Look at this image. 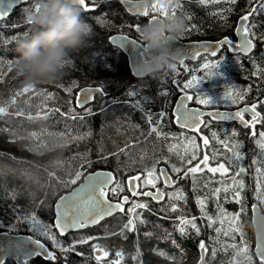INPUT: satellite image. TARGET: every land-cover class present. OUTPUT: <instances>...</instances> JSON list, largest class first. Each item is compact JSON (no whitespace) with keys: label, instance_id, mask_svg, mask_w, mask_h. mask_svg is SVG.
<instances>
[{"label":"snow or ice","instance_id":"snow-or-ice-1","mask_svg":"<svg viewBox=\"0 0 264 264\" xmlns=\"http://www.w3.org/2000/svg\"><path fill=\"white\" fill-rule=\"evenodd\" d=\"M76 2L81 6L83 14L91 16L98 24L102 26L111 25L121 30L125 27L134 28L136 33L147 22L177 16V9L183 7L180 0H167V3H163L161 0H153L151 9H141L136 0H119L121 4L128 5L129 11L136 13V18L131 22L114 25L112 21L106 19L108 13L100 15L95 12L99 8V0H89L88 3H86V0H76ZM198 2L203 5H218L221 3L229 5V7L221 8L219 12L211 13L212 15H218L226 23L227 15L225 13L230 14L233 11V6L236 5L237 0H198ZM21 5H24L20 8L23 24L9 23L8 17ZM39 6V0H31V2L30 0H0V29H17L25 25L30 26L28 30L22 33V36L12 35L6 38V44L19 40L29 33L32 27L31 16L38 12ZM111 15L119 17V13L116 12L111 13ZM258 16H264V0H247L246 6L238 16V22L234 26L231 36L223 35L214 41H202L192 45L190 57L177 58L172 56L173 61L178 59L179 64L184 65L185 68L187 67L185 65L186 59H203V63L200 64L203 75L192 74L190 79H185L182 87H180V81L176 80L175 77L171 81L177 87H180V91L183 93L175 104V123L181 129H188L195 134H199L201 133V126L207 127L210 122L206 118L217 122H238L248 142L255 145V149H250L249 153L244 152V141L238 138L241 132L236 128H233L230 132L225 130L224 139H221L216 132L211 133V139L222 145L226 150L223 161L219 159L221 153L217 150H213L211 154L206 151L210 145V138L207 135L186 137L183 133L178 136L176 133L171 132L168 128L169 122L165 121L168 109L167 103L162 106L163 110L153 112L148 107L153 103L152 97L141 94V89L146 86V82L129 86L125 79L118 77L117 79L101 80L98 86L83 87L75 80L70 81L68 86L59 84L57 87L62 88L64 92L72 97V99L66 101L68 104L67 111H61L60 107H49L48 101L56 98L55 93L37 92L34 84L26 83L17 91L11 97V104H15L16 97L23 96L25 93L31 92L33 95L43 96L35 116L31 113L27 114L29 120H46L50 115L58 113L66 119L82 121L85 116L93 114V106L98 107L101 112H105L106 106L123 103L132 110L141 113V119L145 121L148 129L146 132L141 133L143 140L137 138L134 144L125 142L123 147H117L116 150L110 152H106L103 146H100L97 149L96 160L91 159L92 152L89 149L84 153L77 152L75 156L70 158V160H79L75 167L68 163L65 170L63 166L67 162L60 157L52 160L50 166L44 167L48 179L44 183L39 180L36 183L41 188L51 189V196L54 199L45 204L49 197V193L45 191L41 199H36L33 194L32 204L28 208H22L16 203L11 204V219L7 221L0 220V230L5 227L8 229L2 233L3 239L0 240V264H6L10 257L15 259L16 264H30L33 257H43L48 264L57 261H59V264H73L70 260L71 254L75 253L78 257L85 256L84 252L77 251L78 245H89L90 256L94 257L97 264H104L105 258L110 255V250L98 241L112 236H119L121 239L127 240L129 234H136V239L133 241L135 251L131 254V259L142 264V261H140L142 253L139 244V229L140 226L149 223V220L145 217L146 212L149 215L157 216L160 221L172 220L173 232H168L165 229L163 239L170 242L173 248L178 249L181 257H183L185 250L173 233L178 232L182 238L192 235L201 237L202 228L199 222H203L205 227L213 230L216 235H208L198 239L197 264H211V261L216 259L218 252L228 253L229 250H231V258L227 264H264V130L257 131V125L264 127V100L245 104L235 111H205L198 107L188 106V102L193 100L196 104L204 106L219 104L207 94L197 91V89L202 79L219 75L216 70L223 59L221 53H233L238 64L241 53H243L256 66V58L250 54L254 53L258 44L264 46V22H255ZM183 18L186 21L190 20L191 16L183 15ZM192 30L199 31V28L195 24L190 27L185 26V32ZM2 36L3 33L0 32V37ZM109 39L111 44H118L121 47L130 46L135 49L140 59L149 54L148 49L138 36L109 34ZM111 54L115 55L114 52ZM102 55L106 54L97 52L91 60L86 61L89 65L88 71L103 72L105 74L114 73L110 68L115 66L107 59L101 60ZM261 55L264 56V48H262ZM16 63L17 61H9V66L11 67L12 64ZM176 67V63H172L168 69L175 73ZM261 73H264V69L257 67V70L252 72L251 75L258 76ZM134 75L137 77L142 76L139 70ZM166 76L167 73H164L163 77ZM163 77L157 76L156 78L162 79ZM121 87L125 88L124 100L109 91L110 88L120 89ZM163 87H166V85L162 84ZM73 89H77L75 95H73ZM190 89L195 90L191 95L188 92ZM251 91V85L246 89L239 90L235 88V85L226 86V90L220 98V103L238 104L244 101L245 96ZM158 95L167 98L170 92L161 90ZM109 96H111L110 100L107 99ZM25 103H28V101H25ZM77 109L83 111L84 115H80ZM246 114L248 118H246ZM0 115L25 117L26 114L23 110L12 113L9 112L8 106H0ZM125 119L130 121L131 117L128 116ZM117 123L119 124L121 121L118 120ZM134 127L138 128L139 125ZM165 128H168V131H165ZM44 134L46 133L35 131L29 133V137L35 142L33 146L28 148L29 151L42 154V149L47 147L46 143L41 140V136ZM47 134L57 136L63 141L54 147L64 148L72 142L85 139L91 135V132L75 136L70 132ZM153 134L157 140L162 139L166 142L181 141L179 144L169 143L168 146V152H174L179 163H170L169 157H156L154 154L151 166L143 165V157H141V166L139 168L134 167L137 162L132 156V148L137 144L147 143L148 138ZM197 138L202 141L204 151L197 144ZM13 142H15V135ZM121 155L126 156L128 159L121 162ZM246 156L248 157L247 166H245ZM110 158L116 160L114 168H94V165L107 164ZM162 161L164 166L158 167ZM210 161H214L215 166ZM25 162L27 163V161ZM50 168L51 170H49ZM57 169L65 171V175H59ZM217 173L220 175L219 180H216ZM249 173L253 174L251 196L256 201L251 203V210L253 213H257L259 209V212L252 217V223L256 227L254 244L247 239L243 226V217L247 213V202L249 201V185L246 184L245 177ZM208 174L211 175L205 180L203 177ZM182 181H190L191 183V192L199 209V216L189 215L184 211L189 197L187 189L181 184ZM213 184L219 186H211ZM0 188L4 190L5 199L11 201L17 199L16 189L9 191L6 185H0ZM61 189L64 191L62 192ZM202 189H207V191L202 193ZM222 200L223 202L239 205V210L228 213L222 206ZM153 202L157 205L155 209L151 207ZM210 202L216 205L214 211H209L208 205ZM38 212L50 213L52 222L45 223ZM170 213L178 214L173 218L169 215ZM109 217L124 220L118 231L109 232L105 226L103 236L87 234L77 237L73 235L67 243L61 239L75 231L100 226L101 222ZM226 222L227 228L224 227ZM153 223L155 227H160L159 224ZM21 224L28 226L30 235H16ZM143 236L146 240L151 239L153 233L145 231ZM222 237L227 239H222ZM206 240L211 243H206ZM49 241L51 242L50 245H48ZM57 249L59 252L56 251ZM152 251L168 260H176L174 254L170 255L164 250L153 249ZM209 252L210 258H208ZM114 255L115 259L108 261V264H122L125 255L123 249L115 251Z\"/></svg>","mask_w":264,"mask_h":264},{"label":"trees","instance_id":"trees-1","mask_svg":"<svg viewBox=\"0 0 264 264\" xmlns=\"http://www.w3.org/2000/svg\"><path fill=\"white\" fill-rule=\"evenodd\" d=\"M87 3L89 0H86ZM167 1V0H166ZM31 2V0H30ZM180 3L183 5L182 9H177V16L188 15L191 16L190 20L185 21V25L191 26L192 24L197 25L199 31L192 30L190 32H185L179 38V40L184 42L189 41H203V40H215L216 38H221L223 35H232L233 28L238 22V16L241 14V10L246 6L247 0H237L235 6H233V11L227 15V22L225 23L220 19L218 15H212L211 13L219 12L221 8L229 7L226 3L221 4H208L203 5L198 2V0H180ZM24 7V6H22ZM20 7V8H22ZM20 8H18L12 16L8 17L9 23H21L23 24V20H21ZM99 11L97 14L104 15L108 13L106 16L107 20L112 21L114 25H120L121 23L131 22L133 18H130L123 10L120 5L119 0H99V8L96 9ZM119 13V17H114L111 13ZM83 13V10H82ZM183 14V15H182ZM83 15V14H82ZM251 19V18H250ZM86 22L92 28V38L90 42V46L86 49L80 51L79 53H75L72 56L73 65L66 70L65 75L58 81L54 83H42V84H34V88L37 92H52L55 93V99L49 100V107H60L61 111H67L68 104L67 100L72 99L68 93L64 92L62 88L57 87L59 84H64L68 86L70 81L75 80L77 83L83 87L85 86H98L99 81L101 80H111L122 78L125 79L129 86L137 85L138 83L144 81L135 80L127 68H119L120 64L115 66V60L111 58H107L106 55H102L100 57L101 60L107 59L110 63H112L115 67L110 68L114 73L105 74L103 72H89V65L86 63L87 60H91L93 55L97 52L104 53V47L108 44L109 34L122 33L132 36H137L134 28L129 29L127 27L122 30L118 27H113L111 25H101L98 24L91 16L88 17ZM255 22H264V16H258ZM30 26L25 25L22 28L17 29H0V32L3 33V36L0 37V106H8L9 112L14 113L17 110H23L25 112V117H16L14 115H0V185H6L8 190L12 189L17 190V199L15 201H11L5 199V193L3 188H0V220H9L12 217L11 212V204L16 203L22 208H28L29 205L32 204L33 194L36 199H41L44 196V192L47 191L49 193L47 202L54 199L51 196V189L41 188L36 181L39 180L41 183L47 181V173L44 171V167L50 166L52 160L57 157L62 158L65 163L63 166L66 170L68 167V163L75 167L79 160H70L71 157L75 156L77 152L84 153L87 150H91L92 155L91 159L96 160L97 149L100 146H103L106 152H110V147L106 144L109 137H106L110 132L114 130L113 125H104L97 124L94 125L92 123V117L94 115H87L84 119L72 121L70 119H66L62 117L58 113L55 115H50L48 119H27V114L31 113L35 116L37 111V107L41 105V101L43 100V96H36L30 93H25L23 96L16 97L15 104H11V97L19 91L27 82L25 78L18 72L16 68V64H12L9 66V61H17L19 59V53L17 51L18 41H11L9 43H5V39L12 35H20L26 30H28ZM102 46V47H101ZM261 44L257 45L256 50L253 53V56L256 58V66L248 59L241 56L240 62L238 64L235 56H228L224 59L223 64L220 65L221 70H216L219 75H214L212 77L205 78L203 84L201 82L199 84L200 92L208 86L210 88L209 95L213 97H218L220 93H223L226 90V86L235 85L236 89H246L249 85L252 86V91L245 96L244 101L239 102L238 104H230L231 106L225 107L228 104L224 105H198L192 101V104L201 108H217V109H231L237 106L250 104L252 102H256L257 100H261L264 97V73H261L258 76L251 75L252 72L257 70V67L260 69H264V56L261 55L262 52ZM114 58V56H113ZM203 63V59H201L200 64ZM200 65H192L189 64L188 73L187 71L182 70V68L177 65L175 73L171 72L170 69H166L163 73L155 74L151 76L148 80H152L151 92L153 94L158 95L161 90L169 91L170 95L167 98L162 97V100L171 102L172 101V86L170 82L173 77L180 81V87L183 86V82L185 79H190L191 75L195 72H200L203 75V71H200ZM195 70V71H193ZM167 73L166 77H163V74ZM162 76L164 79V84L166 87L162 88V85L159 84V80L156 77ZM169 82V85L167 84ZM167 86L169 89H167ZM180 87L178 89V96L183 95L180 91ZM259 88V90H257ZM147 88L143 87L141 89V94L144 95ZM109 91L116 96H119L121 100H124L125 97L123 95L125 88L121 87L120 89L110 88ZM194 89L188 90L189 94L194 93ZM77 93V89H73V95ZM152 94V95H153ZM107 99H111L109 96ZM28 101V103H25ZM74 106V105H73ZM172 107V106H171ZM106 111L103 115H106L108 111L112 108H116L120 113L125 116H130L132 119H136L134 110H132L128 105L123 103L117 105H108L106 107ZM77 112L80 115H84L83 111ZM169 128V125H168ZM168 128H165V131H168ZM236 128L241 132V135L238 137L240 140L244 141V152L249 153L250 149H255L254 144H250L247 138H244L242 129L236 125H218L209 122L207 127H204L201 131V135H207L210 138V145L206 151L210 154L213 150H217L221 155L219 159L221 161L224 160V154H226V150L222 145L216 143L215 140L211 139V133L216 132L221 139L225 138V130L229 132ZM45 132L46 134L41 136V140L46 143L47 147L42 149V154H37L36 152L29 151L28 148L34 145V141L29 137L30 132ZM91 132V135L86 137L83 140L75 141L68 144L67 147L59 148L54 147L57 144L62 143L63 141L54 135H48L47 133H61V132H70L73 136L78 134H84L87 132ZM178 133H183L184 136L190 137L192 135L187 134L182 131H178ZM15 142H13L14 135ZM22 137V138H21ZM106 138V139H105ZM159 141L160 147L164 151H168L169 143L179 144L181 141ZM197 144L201 146V150L204 151L202 141L197 138ZM160 149V150H162ZM175 163H179L175 153H169ZM15 157V159H13ZM27 161V163L25 162ZM248 157L246 156L245 166H247ZM114 158H110L107 164L94 165V168H105L112 169L115 164ZM172 163V162H170ZM210 163L215 164L214 161H210ZM161 163L158 167L163 166ZM51 170V168L49 169ZM91 170V169H89ZM58 174L61 176L65 175V171L57 169ZM210 174L205 175L203 178L207 180ZM66 178V177H65ZM220 176L216 175V180H219ZM250 179L252 181H250ZM28 181V182H27ZM246 184L249 185V201L247 202V213L243 217V226L244 231L246 233V237L250 243L254 244V233L251 225V203H255L254 197H250L252 193V185H253V174L249 173L248 176L245 177ZM230 183V181H228ZM182 186L187 189L188 194V204L184 209L185 213L189 215H197L199 216V209L195 204L194 198L191 192V183L190 181H182ZM31 185V186H30ZM28 188L29 191H25ZM211 186H219L218 184H213ZM63 192L64 190L61 189ZM207 191V189H202V193ZM223 195V194H222ZM222 206L228 211V213H232L234 211L239 210V205H235L231 202H223L221 201ZM151 207L155 209L157 205L153 202ZM216 205L214 203H209L208 208L209 211H214ZM178 213H170L169 215L173 218ZM38 215L45 223H51L50 213L46 214V212H38ZM48 216L47 220H44V217ZM145 217L149 220V223L145 226H140L139 232V244L142 256L140 257V261L142 264H197L198 261V249H197V241L200 238L205 236H215L216 233L207 229L203 222H199L202 228L201 237H196L194 235L186 238L180 237L178 232H174L173 235L177 239V241L181 244V247L185 250L183 257L178 249H175L171 246L170 242H166L163 239L164 230L167 229L168 232H173V224L172 220H158L157 216L149 215L147 212L145 213ZM112 220H116L113 218ZM121 223L124 220H117ZM110 220L104 222L102 225H106ZM160 225V227H155L154 223ZM101 225V226H102ZM218 226V225H217ZM227 222L224 227L227 228ZM7 227L0 230L1 232L7 231ZM99 229L96 228L93 232H97ZM114 230V231H118ZM151 231L153 233V237L151 239H145L143 236V232ZM111 232V231H110ZM91 232H81L77 234H70L64 238H61L65 243L69 242L72 239V236H84ZM16 234H27L31 233L28 231V226L26 224H21L16 232ZM105 234V233H104ZM100 234V235H104ZM99 235V234H97ZM42 239V238H41ZM136 239V234H129L127 240L121 239L119 236H112L107 239H101L98 241L102 246H105L110 250L109 257L105 258L104 264H108V261L115 259V251L123 249L125 255L122 260V264H140L139 261H132L131 254L134 253L135 249L133 247V241ZM222 239H227L223 238ZM43 240V239H42ZM51 242H48L50 245ZM92 243V242H90ZM206 243L210 244V241L206 240ZM153 249L164 250L167 253L174 254L176 256V260H168L165 257L158 256ZM50 250H52L50 248ZM59 252V250H56ZM77 251H82L85 253L84 257H78L75 253L70 255V260L73 264H97L94 257L90 256L91 250L89 245H78ZM208 258H210V252L208 254ZM231 258V250L228 253L218 252L215 260L211 261V264H227L229 259ZM6 264H16L15 261L9 260ZM30 264H48V262L44 261L42 258H37L32 261ZM52 264H59V261L52 262Z\"/></svg>","mask_w":264,"mask_h":264},{"label":"clouds","instance_id":"clouds-1","mask_svg":"<svg viewBox=\"0 0 264 264\" xmlns=\"http://www.w3.org/2000/svg\"><path fill=\"white\" fill-rule=\"evenodd\" d=\"M141 9H151L153 0H136ZM39 10L31 16L29 33L18 41V72L30 84L58 82L73 65L72 56L90 46L91 26L83 19L76 0H39ZM182 16L143 24L137 36L148 49L138 63L139 73L155 75L168 69L173 59L165 44L184 33Z\"/></svg>","mask_w":264,"mask_h":264},{"label":"rangeland","instance_id":"rangeland-1","mask_svg":"<svg viewBox=\"0 0 264 264\" xmlns=\"http://www.w3.org/2000/svg\"><path fill=\"white\" fill-rule=\"evenodd\" d=\"M161 2L167 3L166 0H161ZM95 12L98 13L99 11L95 10ZM82 17L86 21V20H88L89 15H84L83 14ZM130 36H132V34H130ZM102 52H104L106 54L107 58H111V59L115 60V66L117 64H120L119 68H121V69L127 68L128 69L127 59L125 58V55L122 52H120V51H118L116 49H113L109 44H107L104 47V51H102ZM112 52H114L115 55H112L111 54ZM113 56H114V58H113ZM224 59L225 58H223L221 60L220 65L223 64ZM125 65H126V67H125ZM220 65H219L217 70H221L220 69ZM128 71H129V69H128ZM202 81H205V79H202ZM144 82H146V86L145 87L147 88L145 90L147 92H145L144 95L152 97L153 103H151L148 107L153 112H158L160 110H163L162 106L165 103H167V104L172 103V101L171 102H166L164 100L161 101L159 95L153 94L151 92V86L153 84L152 80H148V81H144ZM200 90H198V91L200 92ZM200 93L207 94L213 100L217 101L219 104H216V105L228 104L225 107L231 106L230 102H221L220 103V98L222 97L223 93H220L218 95V97H213V96L209 95L210 88L208 86H206V88L203 89ZM169 106H171V104L168 105L167 116L165 117V121H167V122H169V120H170V118H169ZM135 112L136 113H134V115H135L136 119H132L131 118L130 121H129V120L125 119L127 116H125L122 113H120L116 108H112L110 111H108L106 113V115H103L104 112H101L98 107L93 106V115H94V117H92V123L94 122V125H97L99 123V124H104L106 126L108 124V125H113V127H114V130L112 132H110L106 136V137H109V138L108 139L105 138L107 140L105 142H107L106 144L110 147L111 151L116 150L117 147H123L125 142H128L130 144H134V141L137 138L143 140V136L141 135V133L146 132L147 129H148V126L145 123V121H143L141 119V113L138 112V111H135ZM118 120L121 121V123L118 124L117 123ZM135 125H139V127L138 128L134 127ZM169 128H170L171 132L176 133L179 136L180 133H178V130H176L174 128V126H172V124L170 122H169ZM155 139H156V137L153 134V136L148 138L147 143L137 144V145H135L132 148V156L137 162L134 167L139 168L141 166V157H143V160H142V164L143 165L151 166L154 154H155L156 157H160V156L169 157V161L172 162V163H175L173 158H172V156L169 154V152L168 151H164L160 147V145L158 144L159 141H156ZM160 149H162V150H160ZM127 159L128 158L126 156H123V155H121V157H120V161L121 162H124ZM161 163H163V161ZM113 164L116 165V160H115V162ZM216 175H219V173H217ZM250 181H252V180L250 179ZM30 186H28L25 189V191H29L28 188H30ZM250 197H252V196H250ZM48 203L49 202H47V204ZM46 214H48V212H46ZM47 218H48V216L44 217V220H47ZM121 224L122 223L117 221V220H111L106 225L100 226L98 228L99 230L97 232H92V233H89V234H94V235L99 234L98 236H103V235H100V234H104L105 233V226L107 227V230L110 232V231H114V230L119 229Z\"/></svg>","mask_w":264,"mask_h":264},{"label":"water","instance_id":"water-1","mask_svg":"<svg viewBox=\"0 0 264 264\" xmlns=\"http://www.w3.org/2000/svg\"><path fill=\"white\" fill-rule=\"evenodd\" d=\"M87 3V2H86ZM120 5H121V7L123 8V10H124V12L127 14V15H129V16H131V17H136V13L135 12H133V11H129V7H128V5L127 4H121L120 3ZM22 6H24V5H21L20 7H22ZM19 7V8H20ZM18 9V8H17ZM16 9V10H17ZM15 10V11H16ZM14 11V12H15ZM13 12V13H14ZM12 13V14H13ZM11 14V15H12ZM10 15V16H11ZM9 16V17H10ZM113 35H127V34H122V33H115V34H113ZM238 39V38H237ZM203 41H214V40H203ZM198 42H202V41H189V42H184V41H181V40H176V41H172V42H170V43H166L165 44V50L167 51V53L170 55V56H176L177 58H186V57H190L191 56V54H192V45H194V44H196V43H198ZM109 44L112 46V47H114V48H117V49H119L125 56H126V59H127V64H128V69H129V72H130V74H131V76L134 78V79H146L147 77H149L150 75H144V76H141V77H137V76H135L134 75V73H137L138 72V63H139V61H140V57L137 55V53H136V50L135 49H133V48H131L130 46H124V47H121V46H119L118 44H111V41H110V39H109ZM255 51V50H254ZM231 55H233V53H231V52H229ZM203 55V54H202ZM250 55H253V53L252 54H250ZM241 56H243L244 58H246L245 57V55L243 54V53H241ZM211 58V57H210ZM201 58H197V59H195V60H192V59H186L185 60V65H187V67L185 68V66L184 65H180L179 64V62H178V59L176 60V61H173V63H176V64H178V65H180V67L182 68V70H184V71H187L188 70V63L189 62H191V63H197L199 60H200ZM162 72V71H161ZM85 87H89V86H85ZM178 100H179V98H178ZM178 100H177V102H178ZM189 104H190V101L188 102V106H189ZM244 106V105H243ZM242 106V107H243ZM189 107H195V106H189ZM199 108V107H198ZM174 109H175V107H174ZM174 109H173V116H174ZM202 110H205V111H214V110H217V109H214V110H207V109H202ZM78 111H81L80 109H78ZM220 111H226V110H220ZM231 111H235V110H231ZM246 116H248L247 114H246ZM208 119H210V118H208ZM211 121V120H210ZM211 122H213V123H217V124H237L238 126H239V123L238 122H232V121H225V122H217V121H211ZM175 126L178 128V129H180V130H184V131H187V132H190V133H193V132H191L190 130H188V129H181L180 127H179V125H177L176 123H175ZM257 126H259V125H257ZM202 127L203 126H201V129H202ZM164 166V165H163ZM163 166H161V167H163ZM251 210V209H250ZM259 212V209L257 210V213ZM257 213H253L252 212V210H251V225H252V229H253V233H254V242H255V239H256V227H255V225L252 223V217L254 216V215H256ZM113 219V217H109V218H106L105 219V221H102L101 222V225L104 223V222H107L108 220H112ZM100 225V226H101ZM100 226H92V227H90V228H88V229H83V230H78V231H75L74 233H71V234H77V233H81V232H86V231H89V232H93L96 228H99ZM70 232H71V230H70ZM2 233L3 232H1L0 233V240H2L3 239V236H2ZM16 235H19V236H25V235H27V234H16ZM70 235V234H69ZM66 236H68V235H66ZM65 236V237H66ZM64 238V237H63ZM37 258H42L43 259V257H33L32 259H31V262L32 261H34V260H36ZM8 260H13V261H15V259L14 258H9ZM7 260V261H8ZM44 260V259H43ZM6 261V262H7ZM16 262V261H15ZM30 262V263H31Z\"/></svg>","mask_w":264,"mask_h":264},{"label":"flooded vegetation","instance_id":"flooded-vegetation-1","mask_svg":"<svg viewBox=\"0 0 264 264\" xmlns=\"http://www.w3.org/2000/svg\"><path fill=\"white\" fill-rule=\"evenodd\" d=\"M87 2V1H86ZM129 16V15H128ZM130 18H133V19H135L134 17H131V16H129ZM113 35V34H112ZM133 37H136V36H133ZM108 44H109V39H108ZM110 45V44H109ZM111 46V45H110ZM112 47V46H111ZM113 49H116V50H118V51H120L119 49H117V48H114V47H112ZM121 52V51H120ZM220 55H222V57L223 58H226V57H228V56H232V57H234V55H231L229 52H223V53H221ZM125 58H126V56H125ZM210 58V57H209ZM202 59V58H201ZM201 59L197 62V63H191V62H189L188 63V69H189V64H192V65H200V62H201ZM176 65H178V64H176ZM200 68V67H199ZM164 71V70H163ZM163 71L162 72H160V73H163ZM186 73H188V70H187V72ZM159 74V73H158ZM193 74H195V75H198V76H200L201 74H200V72H194ZM151 76H153V75H150L149 77H147L146 79H135V80H138V81H148V79L151 77ZM176 80H178V79H176ZM179 81V80H178ZM201 82V85L203 84V81L201 80L200 81ZM159 84H164V79L162 78V79H160L159 80ZM167 84L169 85V82H167ZM170 84H171V86H172V91L174 92L173 94H172V103H170L171 104V106H169V118H170V120H169V122L172 124V126H174V128L176 129V130H178V131H182V132H185V133H187V134H190V135H197V137H199V135H201V133H199V134H195V133H190V132H187V131H184V130H180V129H178L176 126H175V119H174V116H173V109H174V107H175V104H176V102H177V100H178V98L180 97V96H178V89H179V87H177V85L176 84H174V83H172V82H170ZM167 89H169V87L167 86ZM160 97V99H161V101H162V96H159ZM261 100H264V97L261 99ZM167 102V101H166ZM170 104H167V105H170ZM189 106H195V105H193L192 104V101H190V104H189ZM243 105H241V106H237V107H234V108H231V109H224V108H222V109H217V108H201V107H199V108H201V109H207V110H214V109H217V110H236L237 108H239V107H242ZM195 107H198V106H195ZM246 118H248V116H246ZM206 119H208V118H206ZM209 121H210V119H208ZM211 122V121H210ZM211 123H213V122H211ZM213 124H217V123H213ZM218 125H236V126H238L237 124H218ZM204 128V126L202 127V129ZM239 128H240V126H239ZM202 129H201V131H202ZM260 130H264V127H262L261 125H259V126H257V131H260ZM243 131V130H242ZM244 136V135H243ZM244 138H246L245 136H244ZM213 166H215V164H213ZM211 175V174H210ZM219 176V175H218ZM89 232V231H88ZM92 233V232H91Z\"/></svg>","mask_w":264,"mask_h":264}]
</instances>
